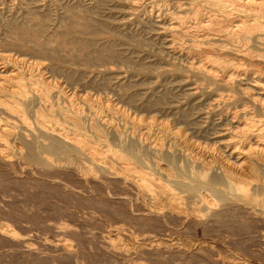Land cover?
I'll use <instances>...</instances> for the list:
<instances>
[{"label": "bare ground", "instance_id": "6f19581e", "mask_svg": "<svg viewBox=\"0 0 264 264\" xmlns=\"http://www.w3.org/2000/svg\"><path fill=\"white\" fill-rule=\"evenodd\" d=\"M120 1L136 12L148 4L169 54L207 82L187 91L199 98L209 88L208 107L226 118L218 132L223 136L213 144L198 142L189 127L139 115L119 98L83 93L12 38L0 49V167L12 176L14 170L31 178L66 171L90 186L116 183L119 196L102 199L121 203L123 211L92 234L113 264L203 257L214 264H264V0ZM22 34L38 41L29 31ZM72 188L71 194L83 196ZM232 215L257 227L258 257L238 248L229 231H213ZM8 224H0V233L29 258L87 264L81 245L69 240L78 229L56 227L57 238L34 241L19 238Z\"/></svg>", "mask_w": 264, "mask_h": 264}, {"label": "rangeland", "instance_id": "374dc122", "mask_svg": "<svg viewBox=\"0 0 264 264\" xmlns=\"http://www.w3.org/2000/svg\"><path fill=\"white\" fill-rule=\"evenodd\" d=\"M118 1L120 0H0V49L5 41L18 40L24 44L21 49L27 53V56L34 53V57L37 56L36 58L50 63L57 78L65 79L64 81L72 86L74 84L73 87L83 93H94L103 98H119L124 101L127 109L139 115L148 117L152 114L168 121L175 128L189 127L188 130L195 132L194 136L200 140L198 142L213 144L220 140L223 135L218 132L221 127H225L226 118L225 116L220 118L221 110L215 111L217 113L215 114L210 106L208 107L211 96L209 88L201 93L203 98L190 95L187 91L198 81L205 86L207 82L190 71L187 62L184 63L185 60L176 58L177 56L172 53L169 54V49L166 47L167 37L160 33L156 21L149 19L147 11L150 8L147 3L136 12L130 10L124 2L120 1L118 4ZM24 30L34 34L38 41H29L22 34ZM41 44H43L42 49ZM60 48L64 49L63 53ZM203 130L205 133L202 132ZM12 172L19 178L9 175L7 170L0 167V224L10 222L19 238L32 236L34 241H41L43 237L49 240L57 238L59 227L78 229L77 233L69 236V240L81 245L86 263L113 264L101 254L98 248L99 239L93 238L92 234L94 231L100 232L112 222L119 211L121 213L123 211L121 203L108 200L105 202V199H102V195L108 193L113 194V197L119 196L120 191L116 183H110L106 188L96 184L90 186L66 171L43 172L32 176L34 179L17 170ZM45 174H49L50 178ZM43 176L44 178H41ZM68 186L84 192V197L77 198V195L71 194V188ZM111 186L116 188L113 189ZM79 212L80 215L84 213L83 217L92 213L94 217L89 219L92 223L80 216ZM101 221L103 224H98V222L102 223ZM223 222L224 228H214L213 231L216 233L229 231L230 233L225 235H233L238 248H243L257 257L260 255L258 229L254 224L247 223L239 215L229 216ZM5 237L7 236L0 233V264H54V262L71 264L68 259L57 258L50 263L43 258H29L19 251L14 238ZM176 262L212 263L205 257L186 258Z\"/></svg>", "mask_w": 264, "mask_h": 264}]
</instances>
